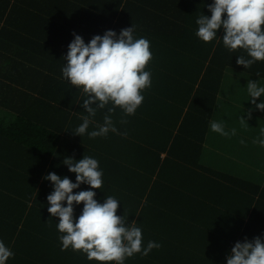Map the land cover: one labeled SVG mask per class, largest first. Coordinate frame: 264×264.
Masks as SVG:
<instances>
[{
    "label": "trees",
    "instance_id": "16d2710c",
    "mask_svg": "<svg viewBox=\"0 0 264 264\" xmlns=\"http://www.w3.org/2000/svg\"><path fill=\"white\" fill-rule=\"evenodd\" d=\"M211 2L0 0V239L15 253L8 264H99L71 248L61 251L59 218L47 211L52 185L43 177L55 172L75 182L62 161L84 154L104 172L96 199L121 200L117 215L138 223L144 245L161 244L125 264H226L235 242L264 235V184L215 167L206 153L222 136L210 121L224 124L234 112L222 98L228 75L264 81V61L245 69L236 63L242 50L196 37L195 21L211 15ZM132 24L150 41L152 86L135 115L113 113L127 135H74L85 97L61 78L73 33L87 43ZM249 100L243 99L247 109ZM106 112H97V123ZM82 207L75 206V216Z\"/></svg>",
    "mask_w": 264,
    "mask_h": 264
},
{
    "label": "clouds",
    "instance_id": "9594fccd",
    "mask_svg": "<svg viewBox=\"0 0 264 264\" xmlns=\"http://www.w3.org/2000/svg\"><path fill=\"white\" fill-rule=\"evenodd\" d=\"M207 9L211 15L202 13L195 21L199 40L219 39L230 51L242 50L246 55L237 56L236 63L245 69L264 61V0H212ZM218 30L223 31L222 37L217 35ZM135 32L132 24L119 34L106 30L103 35H94L87 43L73 33L74 39L63 56L61 78L85 97L81 107L86 115L79 116L81 123L72 131L74 135H87L90 139L107 137L110 132L127 135L117 128L113 113L119 108L125 117L135 115L145 99L143 91L152 86V74L146 70L153 56L150 41L138 38ZM247 91L252 107L240 117L242 122L251 119L254 111L264 113V99H260L264 97V86L258 80H248ZM104 109L107 112L103 123H97V112ZM120 123L127 121L121 119ZM209 126L213 132L229 135L222 122L210 121ZM255 142L264 147V129ZM62 163L75 174V182L55 172L43 177L52 185L46 197L47 211L59 218L56 229L60 233L61 251L71 248L99 264H125L126 259L137 253L146 256L161 247L156 241H148L145 246L143 229L138 223H128V217L117 215L121 200L109 195L102 203L96 199L94 189H102L104 172L95 157L85 154L79 160L66 157ZM81 185L89 186L88 190L74 192ZM81 203L83 207L77 217L74 208ZM14 257L11 247L0 239V264H8ZM226 264H264V235L235 242L226 256Z\"/></svg>",
    "mask_w": 264,
    "mask_h": 264
},
{
    "label": "rangeland",
    "instance_id": "374dc122",
    "mask_svg": "<svg viewBox=\"0 0 264 264\" xmlns=\"http://www.w3.org/2000/svg\"><path fill=\"white\" fill-rule=\"evenodd\" d=\"M235 73L237 74H229L225 80L227 94L222 96L225 103L234 107V112L229 118H224V129L229 135L214 139L208 145L209 151L206 153L210 161L215 162V167L224 168L232 174L264 184V147L255 142L264 129V113L254 111L251 120L241 121L240 117L247 110V106L244 105L245 100L243 101L249 96L247 82L254 77L240 71ZM258 80V84L264 86V81L260 78ZM239 88H241L240 93L237 92ZM240 124L242 127L237 128Z\"/></svg>",
    "mask_w": 264,
    "mask_h": 264
}]
</instances>
